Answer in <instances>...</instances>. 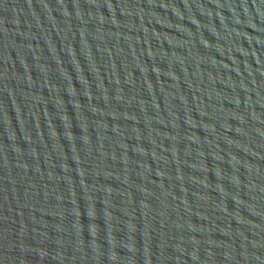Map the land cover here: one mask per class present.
I'll return each mask as SVG.
<instances>
[{"label": "water", "instance_id": "1", "mask_svg": "<svg viewBox=\"0 0 264 264\" xmlns=\"http://www.w3.org/2000/svg\"><path fill=\"white\" fill-rule=\"evenodd\" d=\"M0 264H264V0H0Z\"/></svg>", "mask_w": 264, "mask_h": 264}]
</instances>
